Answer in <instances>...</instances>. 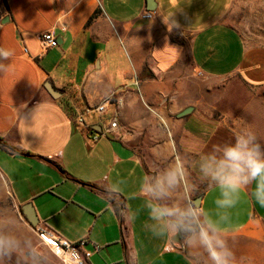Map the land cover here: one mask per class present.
Returning a JSON list of instances; mask_svg holds the SVG:
<instances>
[{
  "label": "crops",
  "instance_id": "1",
  "mask_svg": "<svg viewBox=\"0 0 264 264\" xmlns=\"http://www.w3.org/2000/svg\"><path fill=\"white\" fill-rule=\"evenodd\" d=\"M152 2L154 9L147 0H0V48L14 52L0 73V173L40 226L85 241L89 264H212L198 234L176 240L178 233L149 216V204L186 209L199 193L200 223L226 241L232 264H264L255 181L233 194L235 207H220L221 190L200 172L227 130L190 106L204 105V88L190 100L184 70L190 57L198 83L263 85L264 48L248 47L227 19L233 0ZM47 31L58 46L43 48ZM102 104L105 112L95 111ZM115 118L118 125L101 134ZM146 126L156 127L162 157L182 159L168 200L146 190L161 178L136 146Z\"/></svg>",
  "mask_w": 264,
  "mask_h": 264
},
{
  "label": "rangeland",
  "instance_id": "2",
  "mask_svg": "<svg viewBox=\"0 0 264 264\" xmlns=\"http://www.w3.org/2000/svg\"><path fill=\"white\" fill-rule=\"evenodd\" d=\"M227 19L240 31L248 47L264 48V0H233ZM184 67L185 72L189 73L186 85L191 89L190 100L198 96L193 93L195 88L200 89L201 86L204 88V105L191 103L190 106L203 110V113L214 118L216 122L224 123L227 131L222 133L223 143L233 142L235 135L250 128L256 133L258 142L264 150V84L253 86L239 78L208 79L207 83L205 81L198 83L201 80L194 78V67L190 57L185 59ZM231 85L235 87L230 88ZM219 104H221L220 109L216 108ZM112 112L105 117L106 121L108 117H111ZM183 112L184 110L179 113V116L184 115L181 114ZM156 131L155 126L142 127L140 140L136 142L143 160L155 178L162 177L169 170L179 169L182 166L180 158L162 157L161 154L166 151L161 147L163 143L156 140ZM209 183L210 181L199 183L200 190ZM164 199L169 198L166 196ZM38 226L39 224L31 225L23 215L20 206L15 203L7 181L0 173V235L12 236L21 244L16 255L11 259H3L0 264H33L32 259L25 255L29 250H37L41 255L48 257V264L62 262L58 254L44 241L41 236L42 230ZM193 234L195 233H188L185 236L181 234V236L188 238Z\"/></svg>",
  "mask_w": 264,
  "mask_h": 264
},
{
  "label": "clouds",
  "instance_id": "3",
  "mask_svg": "<svg viewBox=\"0 0 264 264\" xmlns=\"http://www.w3.org/2000/svg\"><path fill=\"white\" fill-rule=\"evenodd\" d=\"M174 24L175 21L172 20V26ZM13 55L12 50L0 48V73L8 71L5 61H9ZM258 139L254 131L246 128L235 135L233 142L225 144L222 148L214 147L212 153L202 157L200 172L221 190L223 199L216 201L220 207H235L237 200L233 199V194L246 189L253 181L255 201L264 207V150ZM181 176L179 169L169 170L149 184L146 190L153 200H160L167 195L168 189L178 183ZM148 207L150 218L163 222L169 231L198 234L199 244L205 249L212 264H232L233 253L226 241L219 239L214 230H210L211 225L205 228L200 224L198 200L186 209L159 203L149 204ZM153 234L160 235L159 231H154ZM20 247L21 244L16 238L0 235V261L11 259ZM25 255L32 259L33 264H48V257L41 255L37 250H29Z\"/></svg>",
  "mask_w": 264,
  "mask_h": 264
},
{
  "label": "built area",
  "instance_id": "4",
  "mask_svg": "<svg viewBox=\"0 0 264 264\" xmlns=\"http://www.w3.org/2000/svg\"><path fill=\"white\" fill-rule=\"evenodd\" d=\"M153 16L152 11H147L143 14L145 18H151ZM42 46L44 49L56 47L59 44L57 36L52 31H47L42 34L41 37ZM106 109V105H98L95 108V111L99 113H104ZM78 122L82 126H87L85 118L83 114H80L78 117ZM118 125V120L115 118L110 122L109 127L105 131H101V134H106L110 132L114 127ZM99 135H94V139H98ZM41 228V236L44 241L55 251L58 256L62 259L65 264H89V257L91 256V251H83L80 246L84 244V240L73 243L69 239L54 233L47 231L42 226H38ZM74 250V252H73Z\"/></svg>",
  "mask_w": 264,
  "mask_h": 264
},
{
  "label": "water",
  "instance_id": "5",
  "mask_svg": "<svg viewBox=\"0 0 264 264\" xmlns=\"http://www.w3.org/2000/svg\"><path fill=\"white\" fill-rule=\"evenodd\" d=\"M147 2H148V5H150L149 8H150V9H154L152 0H147ZM151 5H152V6H151ZM191 109H192V108H189V111H191ZM187 112H188V111H184V112L181 113V114H185V113H187ZM0 143H2L1 139H0ZM197 200H198V201L201 200V195H199L197 198H195V199L193 200V202H195V201H197ZM22 212H23V214L26 216V219L29 221V223H30L31 225H33V226H37V225L39 224V218L37 217V215H36V213H35V211H34V209H33V206H32L30 203H28V204H26V205L23 206ZM179 239H180V233H178V234H177V237H176V240H179Z\"/></svg>",
  "mask_w": 264,
  "mask_h": 264
},
{
  "label": "trees",
  "instance_id": "6",
  "mask_svg": "<svg viewBox=\"0 0 264 264\" xmlns=\"http://www.w3.org/2000/svg\"><path fill=\"white\" fill-rule=\"evenodd\" d=\"M92 18H93V17H91V19H92ZM74 121H75V118H74ZM75 122H76V121H75ZM89 129H91V127H90ZM89 129H88V130H89ZM198 195H200V193H199ZM198 195H197V196H198ZM181 234H182L183 236H185V235H187L188 233H186V232H181Z\"/></svg>",
  "mask_w": 264,
  "mask_h": 264
}]
</instances>
